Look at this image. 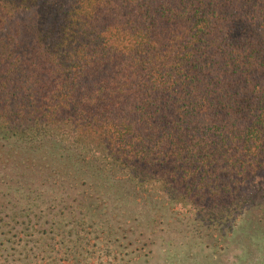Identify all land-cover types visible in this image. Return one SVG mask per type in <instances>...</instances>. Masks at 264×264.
Returning a JSON list of instances; mask_svg holds the SVG:
<instances>
[{
	"label": "trees",
	"instance_id": "obj_1",
	"mask_svg": "<svg viewBox=\"0 0 264 264\" xmlns=\"http://www.w3.org/2000/svg\"><path fill=\"white\" fill-rule=\"evenodd\" d=\"M0 139L207 217L264 203V0H0Z\"/></svg>",
	"mask_w": 264,
	"mask_h": 264
},
{
	"label": "rangeland",
	"instance_id": "obj_2",
	"mask_svg": "<svg viewBox=\"0 0 264 264\" xmlns=\"http://www.w3.org/2000/svg\"><path fill=\"white\" fill-rule=\"evenodd\" d=\"M47 150L0 139V264H264L257 195L229 219L158 193V212L139 213L149 201L124 192L143 196V184L56 178Z\"/></svg>",
	"mask_w": 264,
	"mask_h": 264
},
{
	"label": "flooded vegetation",
	"instance_id": "obj_3",
	"mask_svg": "<svg viewBox=\"0 0 264 264\" xmlns=\"http://www.w3.org/2000/svg\"><path fill=\"white\" fill-rule=\"evenodd\" d=\"M44 148H47V152H46V155L50 152V153H53L55 155H53V158L55 159V164L56 163H65V166H66V169H64V171H67L69 174H70V177H61L62 179L66 178V179H75V180H87L89 183L91 184H95L96 182L100 185H104V184H107L111 181H117V180H123L122 178L125 177V176H121V177H118V176H114L115 173L114 171L111 173L107 172L106 170L104 169H101V170H98L96 168H99L98 167V164L96 163H81V162H78V161H73V162H57V159L56 158H59V156H64V158L67 156V155H75L77 156L76 152H71V151H68V150H62V149H51L50 147L48 146H45ZM43 149V148H41ZM51 156H48L47 159L49 160H53L51 158H49ZM66 159V158H65ZM46 163V162H45ZM47 165V164H46ZM51 162H50V167L51 166ZM96 166V167H94ZM60 173V171L58 172ZM56 178H60V177H56ZM127 178V177H126ZM140 188H142L143 190H145L146 192H140L141 194H143V196H138L137 194H132V193H128L127 192V195H126V191L124 192L125 194V198H124V202H126V204L128 203H134L135 205H138V203L140 202H145L147 203V201H149L147 204H149V206L151 208H145L143 210H138L139 213H142L144 212L145 210H152V212L154 213H157L159 209H156V202L155 200H158L157 197H153L152 194L155 195V192H152L150 189L146 188V187H141V186H138ZM93 188H95V186H93ZM134 192H137L136 190ZM150 193H152L150 195ZM142 197H146V198H142ZM152 199V200H149V199ZM162 199V198H160ZM130 221V220H129ZM129 221L127 222V224L129 223ZM131 231V230H130Z\"/></svg>",
	"mask_w": 264,
	"mask_h": 264
}]
</instances>
